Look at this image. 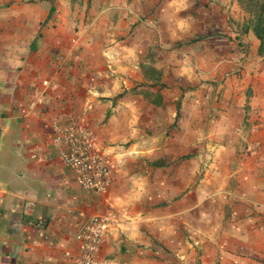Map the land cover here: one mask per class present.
<instances>
[{
  "label": "crops",
  "instance_id": "0c3cea01",
  "mask_svg": "<svg viewBox=\"0 0 264 264\" xmlns=\"http://www.w3.org/2000/svg\"><path fill=\"white\" fill-rule=\"evenodd\" d=\"M239 4L0 0V264H77L95 214L107 217L98 257L110 264H264V62L243 78L245 98L224 88L210 47L167 45L225 27ZM255 33L242 40L264 53ZM193 56L215 75L194 87ZM53 122L93 133L110 164L102 189L78 185Z\"/></svg>",
  "mask_w": 264,
  "mask_h": 264
},
{
  "label": "rangeland",
  "instance_id": "374dc122",
  "mask_svg": "<svg viewBox=\"0 0 264 264\" xmlns=\"http://www.w3.org/2000/svg\"><path fill=\"white\" fill-rule=\"evenodd\" d=\"M239 11L240 18L235 19L230 17L228 23L225 27L215 26V25H200L197 27L196 31L191 32L190 34L184 35L183 31H177L178 37L176 41L168 42L167 45L171 47L176 46L178 50L186 49L189 53H194L195 50H203L206 46L210 47V51H214V55H217L221 60L224 59L225 66L228 68V72L225 74L224 88H231L234 91V94H240V91H244L245 98L247 95L253 93V88L251 85H246V82H249L254 77L253 69L255 66L262 65L264 62V53H254L251 50L253 48L250 45L249 41H243L241 33L252 28L256 29L255 36L258 41L257 51L260 52L264 48V0H239ZM240 19L241 23H238ZM240 36V38H238ZM208 39L209 43H203V39ZM221 44L226 50L225 53H218L216 51V46ZM202 48V49H199ZM215 57V56H214ZM179 58V57H178ZM207 59L205 57H196L193 56V87L195 82L198 79H205L211 77L213 74L211 71H204L201 68L202 61H205L204 66L207 65ZM258 71V70H257ZM212 77H215L212 76ZM178 81L180 79L181 84H177V92L180 95L184 93V87L190 86L189 80L181 78L177 74ZM243 78L246 79L243 80ZM218 96L220 97L219 93ZM235 96V95H234ZM179 106V105H178ZM179 108V107H178ZM179 113V111H178ZM258 205V204H257ZM260 209H263L257 206ZM264 222V218L261 219ZM264 236V235H261ZM263 238V237H262ZM247 246L246 244L241 245ZM240 250V256L242 258L256 259L259 261L261 258V253L263 251L247 249L245 247Z\"/></svg>",
  "mask_w": 264,
  "mask_h": 264
},
{
  "label": "built area",
  "instance_id": "2783aa9c",
  "mask_svg": "<svg viewBox=\"0 0 264 264\" xmlns=\"http://www.w3.org/2000/svg\"><path fill=\"white\" fill-rule=\"evenodd\" d=\"M53 140L58 143L57 154L77 175L78 185L86 191H99L110 175V164L96 147L93 133L75 124L52 123ZM107 217L90 216L80 231L81 251L77 264H110L98 257L106 229Z\"/></svg>",
  "mask_w": 264,
  "mask_h": 264
},
{
  "label": "trees",
  "instance_id": "16d2710c",
  "mask_svg": "<svg viewBox=\"0 0 264 264\" xmlns=\"http://www.w3.org/2000/svg\"><path fill=\"white\" fill-rule=\"evenodd\" d=\"M254 31L256 32V29H254Z\"/></svg>",
  "mask_w": 264,
  "mask_h": 264
}]
</instances>
